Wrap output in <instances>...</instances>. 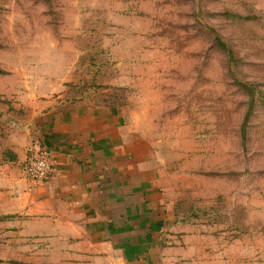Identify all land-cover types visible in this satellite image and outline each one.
<instances>
[{
  "label": "rangeland",
  "instance_id": "374dc122",
  "mask_svg": "<svg viewBox=\"0 0 264 264\" xmlns=\"http://www.w3.org/2000/svg\"><path fill=\"white\" fill-rule=\"evenodd\" d=\"M2 83L123 108L200 264H264V0H0ZM44 242L0 226V264H67Z\"/></svg>",
  "mask_w": 264,
  "mask_h": 264
},
{
  "label": "crops",
  "instance_id": "0c3cea01",
  "mask_svg": "<svg viewBox=\"0 0 264 264\" xmlns=\"http://www.w3.org/2000/svg\"><path fill=\"white\" fill-rule=\"evenodd\" d=\"M3 83L14 109L0 103V226L67 264H200L205 235L169 223L156 169L122 137L123 108L56 110ZM36 142L55 164L41 184L24 173Z\"/></svg>",
  "mask_w": 264,
  "mask_h": 264
},
{
  "label": "built area",
  "instance_id": "2783aa9c",
  "mask_svg": "<svg viewBox=\"0 0 264 264\" xmlns=\"http://www.w3.org/2000/svg\"><path fill=\"white\" fill-rule=\"evenodd\" d=\"M54 160L43 144L36 142L29 148L24 165L25 176L34 184L44 183L54 171Z\"/></svg>",
  "mask_w": 264,
  "mask_h": 264
}]
</instances>
